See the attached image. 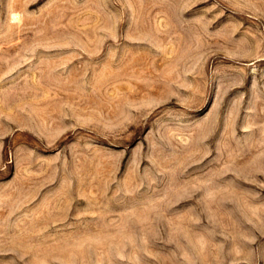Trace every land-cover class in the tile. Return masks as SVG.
<instances>
[{
  "label": "rangeland",
  "instance_id": "obj_1",
  "mask_svg": "<svg viewBox=\"0 0 264 264\" xmlns=\"http://www.w3.org/2000/svg\"><path fill=\"white\" fill-rule=\"evenodd\" d=\"M0 264H264V0H0Z\"/></svg>",
  "mask_w": 264,
  "mask_h": 264
}]
</instances>
